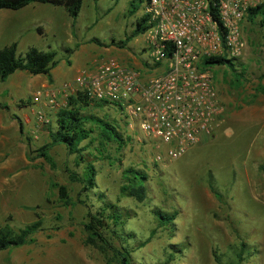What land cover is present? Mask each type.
<instances>
[{
	"label": "rangeland",
	"instance_id": "rangeland-1",
	"mask_svg": "<svg viewBox=\"0 0 264 264\" xmlns=\"http://www.w3.org/2000/svg\"><path fill=\"white\" fill-rule=\"evenodd\" d=\"M45 5V14H36L47 33L41 37L23 28L37 21L28 18V10L0 9L15 13L0 24V46L21 37L38 39L36 47L56 53L58 62L50 75L82 62L94 67L115 57L130 64L123 59L141 61L148 56L144 34L131 37L144 0H83L76 18L62 7ZM259 20L248 17L243 25L246 48L240 60L211 65L223 106L216 126L173 160L157 161L164 144L157 148L158 142L144 137L138 128H127L115 107L90 101L83 113L114 124L124 144L112 140L101 146L99 127L85 124L93 132L91 142L85 139L81 145L88 144L84 152L93 156L86 159L96 169L95 187L89 190L70 181L69 171L81 175L84 162H77L76 154L63 145L49 150L54 166L38 155L56 127L57 111L43 106L49 121L37 123L34 111L41 104L33 101V93L40 89L39 78L19 70L0 81V101L8 106L0 107V227L8 224L17 231L40 222L32 241L0 250V264H107L104 254L86 242L83 226L87 212L103 206V201L119 207L118 234H110L113 228L105 234L117 247L129 249L131 264H264V121L248 119L255 115L253 110L264 107V93L255 91L264 74V25ZM17 53L22 57L25 50L19 48ZM82 72L60 79L45 92L58 94ZM28 78H33L31 91ZM260 82L264 85V78ZM66 101L60 99L58 108ZM235 115L246 119L235 120ZM127 168L146 176L140 202L120 191ZM53 182L68 188L70 205L61 203Z\"/></svg>",
	"mask_w": 264,
	"mask_h": 264
},
{
	"label": "built area",
	"instance_id": "built-area-1",
	"mask_svg": "<svg viewBox=\"0 0 264 264\" xmlns=\"http://www.w3.org/2000/svg\"><path fill=\"white\" fill-rule=\"evenodd\" d=\"M264 0H144L148 27L140 68L115 57L75 76L58 94L37 89L33 101L57 110L59 100L78 92L91 100L117 104L129 129L138 128L170 161L211 133L223 111L213 79L211 58H239L245 48L243 22ZM43 98V99H42ZM43 105L34 111L47 124Z\"/></svg>",
	"mask_w": 264,
	"mask_h": 264
},
{
	"label": "trees",
	"instance_id": "trees-1",
	"mask_svg": "<svg viewBox=\"0 0 264 264\" xmlns=\"http://www.w3.org/2000/svg\"><path fill=\"white\" fill-rule=\"evenodd\" d=\"M32 2H47L54 5L62 6L69 16L76 18L81 10L83 0H0V9H20ZM259 16L260 24L264 25V1L254 8L248 10V17ZM148 27L146 24V17L141 15L135 21L134 29L131 37L144 32ZM122 45V44H120ZM228 60L223 58H211L205 60L208 64H224ZM56 53L52 50H41L36 47H30L24 55L18 56L17 42L13 41L8 45L0 47V81L4 80L8 75L17 70H25L30 74H46L49 75L50 69L57 64ZM264 78V74L259 77V80ZM258 90L264 91V86L259 82L257 85ZM93 102L97 106L110 105L121 113V108L117 104H111L106 100H91L85 94L78 92L77 94L70 95L67 98L66 105L58 108L55 114V129L50 130L48 143L38 148V155L42 156L50 165L54 166L49 150L54 145H63L68 153L76 154L77 162H84L82 174L79 175L74 171H69V179L72 182H81L84 190H89L95 187L96 169L92 160L86 159L87 155L93 154L87 149L88 144L81 145L85 139L91 142L90 134L93 128L86 127V123L92 122L99 127V137L101 146L105 141H116L119 145L124 144L123 137L119 134L117 127L107 121L106 119L99 118L93 114L83 113L85 107ZM0 107L7 109L8 106L0 101ZM98 152H101L98 149ZM76 162V163H77ZM126 178L125 183L121 186L120 191L126 196L135 198L137 201H142L145 197V178L142 173L136 172L134 168H127L123 171ZM52 186L57 188L58 197L62 204L70 205L71 199L69 196L68 188L56 182ZM103 206L99 207L94 212H87V221L83 224L87 232L86 242L96 246L105 256L106 263L112 264L110 252L115 257L117 264H131L130 252L125 246L122 248L117 247L110 237H107L110 229V234H118V225L122 223V215L119 207L112 202L103 201ZM158 217H164L161 213H155ZM110 221V223H109ZM111 224L113 226H111ZM163 224V223H161ZM40 222L34 221L26 226L20 227L14 231L8 224L0 227V250L10 247H18L33 240V234L39 229ZM119 238H124V235H118ZM144 244V243H143ZM220 264V262L218 263Z\"/></svg>",
	"mask_w": 264,
	"mask_h": 264
},
{
	"label": "crops",
	"instance_id": "crops-1",
	"mask_svg": "<svg viewBox=\"0 0 264 264\" xmlns=\"http://www.w3.org/2000/svg\"><path fill=\"white\" fill-rule=\"evenodd\" d=\"M45 4H50V5H53V6L62 7V6L54 5V4L47 3V2H32V3H30V4H28V5L24 6V7H22L24 10L25 9L28 10L27 11L28 18L35 17L36 20H37V21H31L30 23H28L27 26H24L23 28L28 29V31L34 30L35 35H37L38 37L46 36V34H47L46 31H45V28L43 26V23H42V21L40 19V16L39 17L36 16V14L39 15L41 12H42V14H45L43 12L46 9V7H47ZM1 9H5V8H1ZM6 9H8V8H6ZM51 9H56V8H51ZM12 10H14V9H12ZM64 11L67 13V11L65 9H64ZM67 15L69 16L68 13H67ZM13 16H15V13H13V12H0V24L3 23V22H5V21H7V20H10ZM69 17H71V16H69ZM45 18L47 20H49L47 18V16H45ZM247 19H248V16H247L246 20L243 22V25H245L244 23L247 21ZM13 41H16L17 42V51H18L19 48H21V49H23V50L26 51L30 47H36L35 46L36 43H34V41L35 42H38V39L35 38L32 41H29V40L27 41V40H25L24 38L21 37V41L19 39H12L9 43H7V44L4 43L0 47H3L5 45H8V44H10ZM36 48L41 49V47H36ZM41 50H48V49H41ZM124 58H127V57H124ZM123 60L124 61H128L130 64H132L133 66H135V68H140V66L142 65V62L141 61H137V60L132 61V60H129V59H126V60L123 59ZM238 60H240V58ZM67 63H68V61H67ZM215 65L218 66V64H215ZM54 67L51 68L50 71L53 70ZM92 69H93L92 65H90L88 63L86 64V63L82 62V63H79V64L77 63L75 65H69V68L67 70L60 71L58 74L50 75V73H49V75H47V78H44L42 76V75H46V74H37V75H34L33 77L39 78V83L38 84L40 85V89H43V90L46 91L45 88L54 85L55 82H58L60 79H69V78H71L78 71H91ZM17 71H19V70H17ZM215 71H217V69H215ZM50 78H51V80H50ZM32 79L33 78H28V84H29L28 85V91H31L29 89V87L31 88L32 85H33V83L30 84V80H32ZM213 79H214V73H213ZM259 82H260V80H259ZM34 85H37V84H34ZM216 89H217V87H216ZM255 91H261V92L264 93V91L258 90L257 89V86L255 87ZM41 104L43 106L46 105L45 104V99L42 100ZM48 111H51V108H49ZM253 112L255 113V115L252 118L251 117L248 118L251 123L252 122H262V121H264V107H257L256 110H253ZM240 117L242 119H246V117H244L242 115L241 116L240 115H235L234 119L235 120L236 119H240Z\"/></svg>",
	"mask_w": 264,
	"mask_h": 264
}]
</instances>
